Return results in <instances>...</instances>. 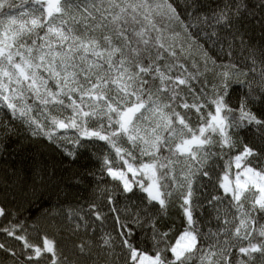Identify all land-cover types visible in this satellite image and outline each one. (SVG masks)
<instances>
[{
  "label": "snow or ice",
  "instance_id": "obj_1",
  "mask_svg": "<svg viewBox=\"0 0 264 264\" xmlns=\"http://www.w3.org/2000/svg\"><path fill=\"white\" fill-rule=\"evenodd\" d=\"M248 9L245 0L207 8L201 0H0V111L11 118L0 121V154L18 134L13 122L72 161L98 142L106 146L100 171L116 183L95 191L116 229L75 245L92 264L264 258V150L243 144L232 155L243 129L253 128L264 145V111H254L264 106V43L246 39ZM209 185L214 191L202 199L197 188ZM174 195L185 227L172 242V229L158 223ZM205 207L201 223L196 213ZM84 213L103 222L95 203L69 216L87 229ZM0 218V264H79L47 235L32 242L15 212L0 206Z\"/></svg>",
  "mask_w": 264,
  "mask_h": 264
},
{
  "label": "trees",
  "instance_id": "obj_2",
  "mask_svg": "<svg viewBox=\"0 0 264 264\" xmlns=\"http://www.w3.org/2000/svg\"><path fill=\"white\" fill-rule=\"evenodd\" d=\"M219 2L220 0H201L205 8L214 7ZM245 2L249 5V9L243 21L242 30L246 39L260 45L264 43V12L260 8L261 0H245ZM192 58L198 60L195 54ZM184 63L189 71H195L192 68L191 59L185 60ZM200 67L203 70L202 64ZM200 79L202 82L204 78ZM207 79L211 83V73L207 74ZM194 86L198 90L199 86L195 84ZM242 91L241 88L236 89L232 97L234 103ZM254 111L259 114L264 111V106L257 103ZM191 115V123L195 125L196 115L194 112ZM10 119L6 112L0 111V121ZM13 123L18 129V134L9 139L6 144L7 151L0 154V206L15 212L16 219L24 221L32 242L42 244L43 235H47L55 240L57 248L70 260H78L79 264H92L93 257L81 256L75 245L85 240L96 244L103 232H112L115 235L116 229L114 213L109 211L107 199L100 197L95 191L98 183L100 186H112L116 183L107 176L106 172L100 171L101 160L98 156L100 152L105 151L106 146L103 142H98L90 151L83 152L77 160L72 161L46 140L31 138L22 126ZM236 139L237 148L232 155L242 150L243 144H249L257 150H264V145L251 127L240 130L236 134ZM18 145L20 147L17 150ZM112 156L115 159L114 153ZM218 163L222 167L223 161ZM89 172H95L96 175H88ZM219 172V168L214 170L213 181ZM101 176L103 179L98 180ZM77 178L80 183L76 182ZM136 191L138 196L143 195L138 189ZM206 191L211 192L214 189L209 185ZM197 195L203 199L198 190ZM91 203L98 205V209L104 214V219L101 222L96 220L94 215L84 213L88 224L85 229L84 221L75 215L70 217L69 213L78 211L81 206L87 208ZM123 205L124 198L118 196L116 206L122 208ZM208 216L209 209L206 207L203 215L199 211L196 213L201 223H204ZM77 223L81 224V228L74 231ZM260 223H264V220ZM211 226L216 227V222L213 221ZM158 227L161 231L172 229L168 237L172 242L185 227V219L177 196L174 195L172 198L167 214L160 217ZM94 251L97 250L94 248ZM2 256L3 253H0V257ZM103 259L101 258L100 264H103ZM193 264L196 262L194 261Z\"/></svg>",
  "mask_w": 264,
  "mask_h": 264
},
{
  "label": "rangeland",
  "instance_id": "obj_3",
  "mask_svg": "<svg viewBox=\"0 0 264 264\" xmlns=\"http://www.w3.org/2000/svg\"><path fill=\"white\" fill-rule=\"evenodd\" d=\"M233 171H235V169H233ZM178 174H179V166L177 167V175ZM129 178H131V174H129ZM203 182L207 185V179L206 178H205V180ZM197 190H198V193L203 196V194H204L206 189L197 188ZM217 194H222V191L218 192ZM254 255H255V260L252 262V264H264V258H262L260 256V254L256 253Z\"/></svg>",
  "mask_w": 264,
  "mask_h": 264
}]
</instances>
